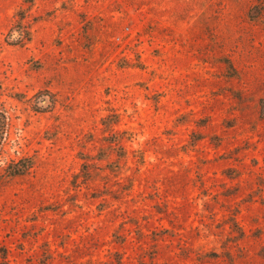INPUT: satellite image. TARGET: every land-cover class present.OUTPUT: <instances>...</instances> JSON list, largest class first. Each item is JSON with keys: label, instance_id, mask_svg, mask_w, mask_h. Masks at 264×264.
Segmentation results:
<instances>
[{"label": "rangeland", "instance_id": "374dc122", "mask_svg": "<svg viewBox=\"0 0 264 264\" xmlns=\"http://www.w3.org/2000/svg\"><path fill=\"white\" fill-rule=\"evenodd\" d=\"M0 109V264H264V0H0Z\"/></svg>", "mask_w": 264, "mask_h": 264}, {"label": "trees", "instance_id": "16d2710c", "mask_svg": "<svg viewBox=\"0 0 264 264\" xmlns=\"http://www.w3.org/2000/svg\"><path fill=\"white\" fill-rule=\"evenodd\" d=\"M22 19L24 16L21 14L18 19L17 24L15 25L16 34L14 32L11 33L13 35L11 41L15 44L24 43L26 40L31 39V31L30 30H19L22 25ZM18 27V28H16ZM22 28V27H21ZM26 31V32H25ZM10 128V116L8 115L6 110L0 109V151L3 150L4 144L9 135ZM34 165V160L30 156L22 157L19 159H11L8 162L6 167V172L9 175H23L27 173Z\"/></svg>", "mask_w": 264, "mask_h": 264}]
</instances>
